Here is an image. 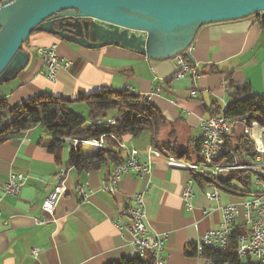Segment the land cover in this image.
Segmentation results:
<instances>
[{
  "label": "crops",
  "instance_id": "0c3cea01",
  "mask_svg": "<svg viewBox=\"0 0 264 264\" xmlns=\"http://www.w3.org/2000/svg\"><path fill=\"white\" fill-rule=\"evenodd\" d=\"M42 47H54L56 55L70 63L58 69L53 79L46 77L36 54ZM23 49L30 55L28 65L0 86V96L10 106L47 94L72 101L67 107L80 109L85 106L76 102L80 97L103 89L128 90L154 104L166 119L168 125L160 131L158 142L176 143L188 151L200 140V120L223 111L235 89H249L264 98V27L255 17L199 29L189 49L195 79L175 77L176 59L153 61L113 45L87 50L40 32L32 33ZM191 90L197 92L196 98L189 96ZM246 128L238 120L232 132L248 138ZM259 133L257 128L251 130L253 136ZM1 138L5 141L0 144V186L11 174L22 175L23 184L16 197L3 196L0 190V264H109L136 258L131 238H122L113 224L136 195L143 200L146 228L163 240L160 256L165 264H206L189 255L190 246L206 231L218 230L221 208L234 204V197L222 192L217 200H208L203 189L196 187L192 208L186 209L181 193L193 174L169 167L168 156L160 153L152 157L149 175H123L114 193L104 191L111 164L93 172L69 168L66 192L54 213L56 222L39 226L37 220L48 219L41 206L53 189L58 169L66 166L70 145L65 143L61 164H57L43 145L51 136L40 126ZM122 143L137 150L142 160L151 147L149 134L138 139L124 137ZM259 144L264 149V133ZM94 149L85 146L84 151ZM255 165H264V153L255 158ZM80 184L92 190L84 202L75 194ZM241 207L237 206L236 215L239 226L244 225ZM120 222L129 224L124 216Z\"/></svg>",
  "mask_w": 264,
  "mask_h": 264
},
{
  "label": "trees",
  "instance_id": "16d2710c",
  "mask_svg": "<svg viewBox=\"0 0 264 264\" xmlns=\"http://www.w3.org/2000/svg\"><path fill=\"white\" fill-rule=\"evenodd\" d=\"M251 17H255L258 24L264 27V13ZM188 64L193 66L190 62ZM76 102L86 106L87 120L67 109V105L73 103L69 100L41 94L18 105L10 106L7 100L0 96V136H10L40 126L51 136V139L43 142V145L57 164H61L62 161L66 143L64 139L96 141L104 136L106 148H95L93 152H85V146L81 143L75 147L70 145L65 167L74 168L79 172H93L104 164H111L114 167L122 163L125 157L117 142H122L124 137L138 139L144 134L150 135L151 147L158 148L163 155L189 163H200L198 157L200 140L192 143L190 151L180 148L176 143L166 142L158 146L159 133L168 123L156 106L142 96L128 90L103 89L80 97ZM217 114L234 121L243 120L246 127H250L252 123L264 127V98L251 94L249 89H235L229 95L225 109L219 110L215 113ZM110 119L114 120L112 124L108 122ZM3 141L5 139L1 138L0 144ZM226 146L231 153H225L217 163L236 162L245 167L255 165L256 153L252 143L243 133L238 135L230 133L226 138ZM253 176V170L242 169L217 175L214 179L207 175H192V178L199 188L204 189L214 185L219 192L244 201L261 192V189L254 188ZM247 230L245 225H235L227 239L225 250L214 251L202 247L197 251L196 246L193 245L190 246L189 255L207 259L211 264H256L250 259L242 262L236 257L239 238L245 235ZM109 264H154V262L148 256H144L121 259Z\"/></svg>",
  "mask_w": 264,
  "mask_h": 264
},
{
  "label": "water",
  "instance_id": "95a60500",
  "mask_svg": "<svg viewBox=\"0 0 264 264\" xmlns=\"http://www.w3.org/2000/svg\"><path fill=\"white\" fill-rule=\"evenodd\" d=\"M264 13V0H1L0 86L29 63L34 32L87 50L117 46L153 61L189 53L203 26Z\"/></svg>",
  "mask_w": 264,
  "mask_h": 264
},
{
  "label": "built area",
  "instance_id": "2783aa9c",
  "mask_svg": "<svg viewBox=\"0 0 264 264\" xmlns=\"http://www.w3.org/2000/svg\"><path fill=\"white\" fill-rule=\"evenodd\" d=\"M36 54L40 57L42 68L47 78L53 79L58 69H65L69 66V62L60 59L54 47L37 48ZM177 70L176 78H183L191 76L197 78L195 69L188 64V61L183 55H178L176 58ZM191 98L197 97V92L191 90L189 93ZM110 124L114 122L113 119L108 121ZM234 121L221 114L212 115L207 119L200 120L198 129L200 132V144L198 148V157L200 160V167H186L183 160H178L174 157H167L166 164L169 167L187 169L193 175H207L211 179L216 178L217 175L235 172L242 169H251L254 171L253 186L255 189H261V192L254 197L243 201L244 208V225L247 227V233L240 236L239 244L236 252V257L244 262L250 259L256 264H264V165L240 166L236 162L230 164L217 163L225 153H231L226 146V138L232 132ZM257 128L260 133L259 136H253L251 130ZM264 133V127L257 123H252L250 127L246 128V135L252 143L254 152L258 158L264 153L262 144H259L260 134ZM259 139V140H258ZM64 141L75 147L78 143L84 146L95 148H106L104 137L101 136L96 141H78L74 139H64ZM121 151L125 152L124 161L112 167L106 181L104 191L114 193L117 189V183L123 175L132 173L136 176L149 175L151 172L152 157L159 156L160 152L150 147L145 159L142 160L137 150L126 148L122 142H117ZM259 169V170H258ZM69 168L60 167L54 176V186L42 203L41 209L47 215L48 219H39L36 224L39 226L46 223H55V209L59 200L66 192V181ZM23 184V176L19 174H11L8 180L0 186L1 194L8 197H16L20 194ZM195 184L192 176L186 181L181 198L186 209L192 208L191 199L195 196ZM203 195L208 200H217L219 191L214 185H209L203 189ZM76 198L79 202L86 201L92 194V190L84 185H78L75 190ZM131 205L124 210V212L114 220L113 224L118 229L119 235L123 238L128 236L131 238L133 248H141L145 252V257L148 256L154 264H165L161 258L163 240L161 237L154 235L146 228L144 219V205L140 195L132 198ZM222 222L218 230H209L201 235L196 242L197 251L202 247L212 249L214 251L225 250L227 239L236 225L237 206L234 204H227L221 208ZM124 216L129 220V224H122L120 218ZM35 253V252H33ZM199 253V252H198ZM200 258V257H199ZM203 259V258H201ZM206 264H211L207 259H203Z\"/></svg>",
  "mask_w": 264,
  "mask_h": 264
},
{
  "label": "rangeland",
  "instance_id": "374dc122",
  "mask_svg": "<svg viewBox=\"0 0 264 264\" xmlns=\"http://www.w3.org/2000/svg\"><path fill=\"white\" fill-rule=\"evenodd\" d=\"M69 111H72L73 113L75 114H79L81 115L85 120H87L88 118V110L86 108V106H82V108L78 109V108H75L73 109L72 107H68L67 108ZM249 140V139H248ZM158 146H162L159 142H158ZM158 150V148H155ZM159 151V150H158ZM160 152V151H159ZM234 200V204H236V206H238V208H242L241 206H243V201L242 199H239V198H232Z\"/></svg>",
  "mask_w": 264,
  "mask_h": 264
},
{
  "label": "bare ground",
  "instance_id": "6f19581e",
  "mask_svg": "<svg viewBox=\"0 0 264 264\" xmlns=\"http://www.w3.org/2000/svg\"><path fill=\"white\" fill-rule=\"evenodd\" d=\"M109 137L112 138L111 135H109ZM183 164H185L186 167H200V163L199 164H195V163H186V162H183ZM135 251H136L137 257L141 258V257H144L145 256V252L143 250H141V248H135Z\"/></svg>",
  "mask_w": 264,
  "mask_h": 264
}]
</instances>
